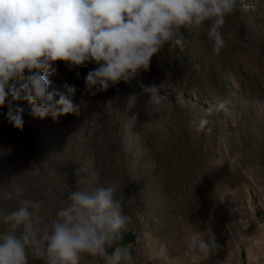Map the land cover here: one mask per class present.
Masks as SVG:
<instances>
[{"label":"rangeland","instance_id":"obj_1","mask_svg":"<svg viewBox=\"0 0 264 264\" xmlns=\"http://www.w3.org/2000/svg\"><path fill=\"white\" fill-rule=\"evenodd\" d=\"M209 26L182 28L184 50L165 44L148 71L95 94L84 81L94 63L54 64L52 103L68 95L64 84L74 86L78 113L35 118L21 92L13 102L23 109L21 131L0 108V185L24 186L27 198L43 202L38 214L48 222L70 191L116 182L129 218L117 244L130 248L131 264H264V0L226 17L219 55ZM21 83L13 82L17 90ZM141 84L164 85L163 110L146 105ZM216 102L224 109L198 130L203 109ZM193 232L216 238L219 250L194 259L186 243Z\"/></svg>","mask_w":264,"mask_h":264},{"label":"clouds","instance_id":"obj_2","mask_svg":"<svg viewBox=\"0 0 264 264\" xmlns=\"http://www.w3.org/2000/svg\"><path fill=\"white\" fill-rule=\"evenodd\" d=\"M255 5L256 0H0V108H7L6 121L21 131L23 109L13 103L21 99V92L35 118L76 114L78 106L69 98L74 86L64 84L68 95L60 93L52 103L48 74L57 62L69 70L94 63L84 78L86 90L103 92L148 71L165 44L169 51L184 50L185 27L207 22L212 53L219 55L225 46L221 29L226 17L237 8ZM18 80L23 83L17 90L13 82ZM140 87L149 97L146 105L163 110L168 98L164 85ZM224 107L223 102L207 104L198 130L213 124L210 118ZM117 192L116 182L70 191L55 218L45 222L38 214L43 202L27 198L24 186L0 185V200L16 205L0 207V224L6 227L0 231V264H29L30 257L43 264H81L84 257L102 258L103 264H131L130 248L117 244L129 220ZM186 243L196 260L219 250L216 238L206 239L199 232L190 234ZM165 250L161 245V252Z\"/></svg>","mask_w":264,"mask_h":264},{"label":"bare ground","instance_id":"obj_3","mask_svg":"<svg viewBox=\"0 0 264 264\" xmlns=\"http://www.w3.org/2000/svg\"><path fill=\"white\" fill-rule=\"evenodd\" d=\"M253 245V244H252ZM254 257V250L252 246H249L248 248V258L252 259ZM254 259V258H253Z\"/></svg>","mask_w":264,"mask_h":264},{"label":"crops","instance_id":"obj_4","mask_svg":"<svg viewBox=\"0 0 264 264\" xmlns=\"http://www.w3.org/2000/svg\"><path fill=\"white\" fill-rule=\"evenodd\" d=\"M113 249L109 248L108 251L111 252ZM147 264H160V263H147Z\"/></svg>","mask_w":264,"mask_h":264}]
</instances>
